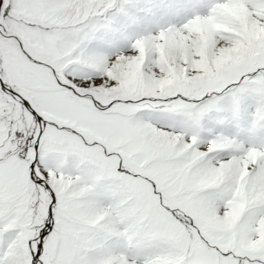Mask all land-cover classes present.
<instances>
[{
  "label": "snow or ice",
  "instance_id": "1",
  "mask_svg": "<svg viewBox=\"0 0 264 264\" xmlns=\"http://www.w3.org/2000/svg\"><path fill=\"white\" fill-rule=\"evenodd\" d=\"M0 264H264V0H0Z\"/></svg>",
  "mask_w": 264,
  "mask_h": 264
}]
</instances>
